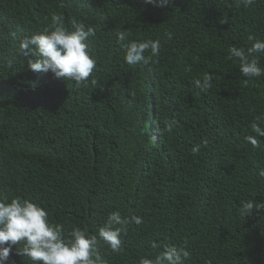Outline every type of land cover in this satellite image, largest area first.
I'll return each mask as SVG.
<instances>
[{"label": "trees", "instance_id": "obj_1", "mask_svg": "<svg viewBox=\"0 0 264 264\" xmlns=\"http://www.w3.org/2000/svg\"><path fill=\"white\" fill-rule=\"evenodd\" d=\"M53 14L67 29L94 27L96 87L33 72L18 55ZM120 31L159 39V57L127 65ZM249 34L264 40V0H0V196L39 204L66 234L97 236L106 264L154 260L164 244L186 247V264H264V209L240 214L242 202H264V137L245 140L264 121V76L243 79L228 59ZM204 72L215 76L206 92L193 84ZM114 210L129 218L118 252L98 236ZM15 248L7 264H30Z\"/></svg>", "mask_w": 264, "mask_h": 264}, {"label": "clouds", "instance_id": "obj_2", "mask_svg": "<svg viewBox=\"0 0 264 264\" xmlns=\"http://www.w3.org/2000/svg\"><path fill=\"white\" fill-rule=\"evenodd\" d=\"M239 2L248 6L255 0ZM144 3L165 8L169 6L170 0H144ZM9 36L13 40L17 39L15 32H10ZM94 36V27L74 23L71 29H67L61 15L53 14L47 27L19 40L17 52L24 58L27 68L33 72L51 73L54 78L64 82L72 81L77 87H87L89 84L96 87L98 80L89 78L93 76L97 62L87 43ZM128 36L125 31L116 33L127 65L147 64L159 57V39L136 41L129 40ZM168 38L171 39L170 34ZM247 39L252 42L247 48L234 45L228 48V59L237 60L241 77L251 80L264 76V67L260 65L261 54H264V40L252 34ZM214 78L213 73L204 72L201 77L194 79L193 84L206 92L213 87ZM35 86L36 82L33 81L31 87ZM176 125L174 119L165 120L164 130L171 131ZM250 128L255 135H247L245 140L253 148H257V137H264V121L258 117L250 124ZM191 151L193 154L199 153L200 145H195ZM258 175L264 177V168H260ZM254 209L257 212L264 209V202L244 201L240 214L243 217L251 215ZM130 220L136 225L142 223L139 216L133 215ZM128 223L129 218L122 217L120 211L114 210L99 227L98 236L113 252H118L122 245L121 233ZM14 245L15 253L25 257L30 264H106L98 254L97 236L88 235L79 227L72 228L66 234L64 225L52 223L47 210L39 204L20 196H0V264H7ZM159 246L152 243L153 248ZM163 249L154 260L141 257L138 264H186L191 258V252L183 246L164 244Z\"/></svg>", "mask_w": 264, "mask_h": 264}]
</instances>
